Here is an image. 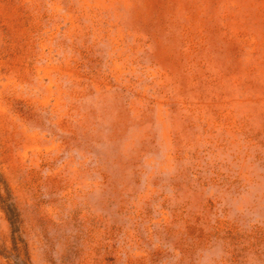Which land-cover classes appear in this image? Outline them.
Returning a JSON list of instances; mask_svg holds the SVG:
<instances>
[{
	"label": "rangeland",
	"instance_id": "374dc122",
	"mask_svg": "<svg viewBox=\"0 0 264 264\" xmlns=\"http://www.w3.org/2000/svg\"><path fill=\"white\" fill-rule=\"evenodd\" d=\"M0 264H264V0H0Z\"/></svg>",
	"mask_w": 264,
	"mask_h": 264
}]
</instances>
